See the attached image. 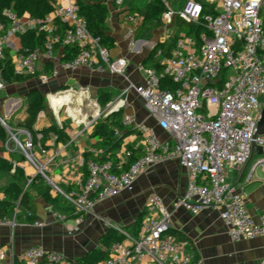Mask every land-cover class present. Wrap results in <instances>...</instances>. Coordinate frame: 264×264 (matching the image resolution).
<instances>
[{"label":"built area","instance_id":"built-area-1","mask_svg":"<svg viewBox=\"0 0 264 264\" xmlns=\"http://www.w3.org/2000/svg\"><path fill=\"white\" fill-rule=\"evenodd\" d=\"M39 1V0H31ZM216 10L205 12L202 3L188 0L181 11L166 6L162 24L176 29V18L188 24H203L205 31L199 36L181 33L175 39L170 53L158 50L156 57L162 71L139 64L137 70L146 74L144 84L136 85L127 78L129 64L125 58H115L103 46V39L93 35L87 20L81 15V0H53V12L44 19H32L23 24L19 14L6 8L0 18V61L5 60L6 50L15 48L14 37H21L34 30L46 33L47 42L42 56L48 62L55 60V46L73 45L79 52L70 61L61 63L68 71L82 67L91 72L122 76L128 81L123 95L134 91L142 97L145 108L160 130L169 140L163 141L157 130L144 123L137 126L144 145V153L128 166L127 170L112 171V163H87L88 176L79 182V188L65 195L76 218L71 233L78 232L83 217L93 212L96 204L133 191L138 178L149 168L167 161L178 160L188 176L187 190L175 203L194 215L212 208L220 210L229 236L233 242L264 237V216L260 223L250 214L246 194L228 180L230 169L247 165L257 148L264 153V135H257V126L264 108V21L261 12L264 0H204ZM124 0H117L123 4ZM132 21L138 18L130 17ZM141 18V17H140ZM65 26L64 38L55 33V22ZM156 44L153 45L154 49ZM41 53L16 50L13 70L18 76L37 78L48 83L50 76L40 72L38 62ZM227 71L224 83L221 76ZM54 72L52 77H56ZM173 84V91L162 88V79ZM6 83L0 68V92ZM123 101L110 102L91 120L94 125L108 118L121 108ZM2 125L5 121L0 117ZM132 119L125 120L131 125ZM23 142L12 136L14 150L21 152L34 168L28 176L23 192L30 190L37 177L44 178L57 190L49 178L52 160L42 162L35 153V142L28 131ZM7 147L10 150L9 143ZM45 153V152H44ZM132 154L127 153V161ZM264 168V157L258 161ZM124 166V165H123ZM150 218L143 222L136 237L127 236L126 243L112 245L110 255L102 264H203L189 249V242L178 240L172 232V213L159 195H153L147 206ZM16 211L12 216L0 219V226L11 230V240L0 248V261L10 259L13 264H65V254L33 245L18 256L15 251L17 230ZM36 228L45 226L33 222Z\"/></svg>","mask_w":264,"mask_h":264},{"label":"crops","instance_id":"crops-1","mask_svg":"<svg viewBox=\"0 0 264 264\" xmlns=\"http://www.w3.org/2000/svg\"><path fill=\"white\" fill-rule=\"evenodd\" d=\"M108 8V50L113 57L127 60V78L136 85H142L146 74L138 71L137 66L143 64L146 68L160 70L159 59L156 56L151 57L153 45L159 44L166 50L171 39L178 33L175 28L167 29L163 24L156 27L145 22L139 13L131 12L130 9L116 10L110 6ZM20 17L25 25L33 19L27 12ZM130 17L138 19L132 21ZM261 17L264 21V7ZM16 38L17 41L13 40L15 48L6 50L12 66L15 49L23 50L21 37ZM36 51L41 53L39 71L46 73L52 69L57 76L51 77L48 83H42L37 78L14 81L9 75H3L6 88L0 92V117L6 123L5 130L9 137L3 140L0 136V158L20 167L26 179L34 174L35 170L25 156L14 150L11 138L14 134L23 142L27 139V130L20 127V123L27 118L30 95L40 92L46 101L34 127L38 139L34 151L42 162L52 160L48 175L57 190L46 182L50 188V196L53 199L58 198L59 203L54 205L49 199L39 195L34 187L30 188V195L36 202L34 222H42L45 226L34 227L28 216L18 211L15 236V251L18 256L23 255L33 245H40L47 250L65 254L68 258L65 264H77L89 250L100 247V241L111 229L118 230L125 236L123 242L126 243V237H136L143 222L150 218L146 208L150 198L159 195L172 213V231L182 235V241L189 242V249L197 254L203 264H264V237L233 242L221 218L220 210L207 208L199 215H194L185 208L175 207L177 200L185 194L188 184L187 172L178 160L149 168L138 178L133 191H125L118 197L108 198L96 204L93 212L83 217L79 231L71 233L77 217L65 195L77 190L79 182L86 178L82 168L86 153L98 156L115 155L118 162L116 168H121L122 171L128 166V163L124 164L127 161V153L136 159L144 153L143 141L137 129L139 124L154 127L163 141L169 140L170 137L158 128L156 120L146 110L142 97L134 91L123 95L128 87V81L124 77L109 72L93 73L86 67L77 71L65 70L61 66L66 56L63 45L57 50L55 60L51 62L44 59L43 50ZM103 91L110 92L114 100L121 98L123 101L119 111L114 113L118 126L112 127L115 133L111 139H98L94 133L97 122L106 120V124L110 125L114 120L112 115L98 120L94 125H88L97 113L104 109L98 102L99 94ZM21 99L26 101L25 104ZM127 119H132L133 123L126 125ZM53 126L56 131L44 137L43 132ZM63 128L69 137L67 143L58 142L57 131ZM116 140L120 142V147L113 149ZM263 157L264 153L257 148L247 165L230 169L228 172L229 182L245 192L247 208L257 223H260L264 216V168L258 165V161ZM86 169L88 171L87 166ZM14 174L15 170L0 173V201L6 198L3 188L13 181ZM139 220L140 224L137 226ZM10 240L11 230L0 226V248L8 245ZM102 263L104 261L100 264ZM0 264L13 263L7 259L0 261ZM16 264L22 263L17 261ZM142 264L153 263L145 259Z\"/></svg>","mask_w":264,"mask_h":264},{"label":"trees","instance_id":"trees-1","mask_svg":"<svg viewBox=\"0 0 264 264\" xmlns=\"http://www.w3.org/2000/svg\"><path fill=\"white\" fill-rule=\"evenodd\" d=\"M104 0H81V15L87 20L89 31L95 35L100 36L103 39V46L108 49L109 41L106 38L107 31V19L109 15V8L107 5L103 3ZM188 1V0H187ZM203 4L205 12L216 14V10L207 4L204 0H195ZM6 8L14 9L19 16L24 12H27L31 18L33 19H44L47 15L51 14L54 10L53 8V0H39V1H31V0H0V18H2V12ZM166 11V5L161 0H149L143 10H139L145 22L151 23L154 26L158 27L162 25V16ZM176 32L184 31V25H187L188 30L183 33L187 34H195L199 36L201 33L205 31V27L203 24L195 25L188 24L181 20L179 17L176 18ZM55 33L59 35L61 38H64L65 35V26L62 24L60 20L55 22ZM48 35L39 31H28L24 35L21 36L23 51L26 53H30L36 51L37 49L43 50L45 43L47 42ZM175 39H171L170 45H168L166 50H163L161 46L158 44L153 49V54L151 57L156 55L158 50L164 51L165 54L170 53L172 48L175 45ZM62 43L56 44L55 46V54L57 50L60 49ZM63 50L66 52V56L64 57L65 61L73 60L79 50L73 45H63ZM0 68L2 70L3 75H9L11 79L14 81H24L26 78H30L27 76H18L14 73L13 66L11 65L9 54L6 52L5 60L0 61ZM160 68V65H159ZM157 70V69H156ZM159 73L162 71L157 70ZM50 77L53 75L52 69L46 72ZM227 71L223 73L221 76L220 84L224 83L227 77ZM4 78V77H3ZM162 88L173 91L175 89V84H173L169 79H162ZM113 96L110 92H100L98 102L102 108H105L110 102H112ZM45 98L42 96L40 92H35L30 95V100L27 108V118L23 123H20V127L26 129L32 136L34 142L38 141L37 132L34 127L37 122L38 116L40 112L44 108ZM114 118L113 122L108 125L106 124V120L98 121L95 127V136L98 139L105 138L111 139L115 130L112 129L113 126H118V121L116 118V114L111 116ZM56 131V127L53 126L49 130L44 131L43 135L46 137L50 132ZM0 136L3 140H6L9 136L3 125L0 122ZM58 142L67 143L69 137L66 136V129H60L57 131ZM114 148L117 149L120 147V142L116 140L114 142ZM21 153V152H20ZM22 154V153H21ZM24 158V156H23ZM139 158V157H138ZM137 158V159H138ZM136 158L131 156L128 166L133 163ZM25 160V158H24ZM89 160H94L96 162H111L112 163V171L120 172L121 168H116L118 166V162L115 155H96L93 153H86L84 155V163L82 168L85 170V177L88 176V171L86 169L87 162ZM128 166H125L124 170H127ZM15 170V174L13 176V181L9 183L5 188H3L6 198L0 201V219L12 216L16 211H22L28 216V220L34 222L36 219V202L35 199L30 195V192H23V184L26 182V178L24 176V172L20 167H15L14 164L6 159L0 158V173L1 172H11ZM35 188L39 195L49 199L54 205L59 203V199H53L50 196V188L47 185V182L44 178L38 177L37 181L33 184L32 188ZM67 204V203H66ZM140 220L138 221L137 226H139ZM138 232V231H137ZM173 235H175L178 240H184L182 235L179 233L172 231ZM125 236H123L118 230L111 229L100 241V247L98 249H94L89 252L85 257L80 259L77 264H100L101 262L107 260L110 255V249L112 245L116 243L123 242ZM191 250V249H190ZM192 251V250H191ZM196 255V258L199 257Z\"/></svg>","mask_w":264,"mask_h":264},{"label":"rangeland","instance_id":"rangeland-1","mask_svg":"<svg viewBox=\"0 0 264 264\" xmlns=\"http://www.w3.org/2000/svg\"><path fill=\"white\" fill-rule=\"evenodd\" d=\"M161 1L164 3V5L170 6L171 8L176 10L177 12L181 11L187 3V0H161ZM148 2H149V0H124L123 4H118L117 0H104L103 3L105 5L110 6L111 8L116 9V10H122L123 8L130 9L131 12L132 11L137 12V13H139L140 17H142L139 10H143ZM183 27H184V31L188 30L187 25H184ZM184 31H180V32H178V34H181ZM177 36L178 35H175V38ZM14 40L17 41V38L14 37ZM21 101L23 104H25V102H26L25 100H22V99H21ZM45 101H44V104H45ZM113 101H115V100H113ZM116 101H117V99H116ZM4 128H5V126H4Z\"/></svg>","mask_w":264,"mask_h":264},{"label":"water","instance_id":"water-1","mask_svg":"<svg viewBox=\"0 0 264 264\" xmlns=\"http://www.w3.org/2000/svg\"><path fill=\"white\" fill-rule=\"evenodd\" d=\"M12 135L15 136L14 134H12ZM257 135H264V108L261 111L260 118L258 121ZM259 150H261V152H263L262 148H259ZM92 250H94V249L89 250V252H91Z\"/></svg>","mask_w":264,"mask_h":264}]
</instances>
